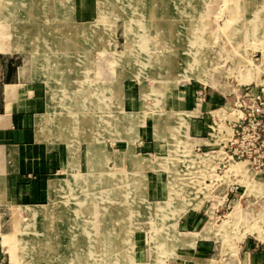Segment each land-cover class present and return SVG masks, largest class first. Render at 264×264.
<instances>
[{"label": "rangeland", "instance_id": "rangeland-1", "mask_svg": "<svg viewBox=\"0 0 264 264\" xmlns=\"http://www.w3.org/2000/svg\"><path fill=\"white\" fill-rule=\"evenodd\" d=\"M0 53L33 60L80 163L92 141L48 195L0 201V264H264V177L213 131L264 83V0H0ZM188 89L194 110L211 92L227 108L201 135Z\"/></svg>", "mask_w": 264, "mask_h": 264}, {"label": "crops", "instance_id": "crops-1", "mask_svg": "<svg viewBox=\"0 0 264 264\" xmlns=\"http://www.w3.org/2000/svg\"><path fill=\"white\" fill-rule=\"evenodd\" d=\"M36 73L33 60L30 59L28 65L19 55L0 53V159L4 172L0 179V201L12 199L27 202L39 199L41 186L45 185L48 195L49 181L56 179L49 176H55L59 171L67 175L68 172L76 174L78 167L88 168V143L92 141H85L86 159L80 163L77 147L74 149L67 144L73 134L71 138L66 137V134L62 133L63 130L55 127L49 120L45 82L39 79ZM178 98L176 103L180 104V110L183 111L186 107L191 113V133L194 135L204 133L205 123L209 121V116L204 112L207 113L208 109L214 107L217 108L215 112L227 111L222 97L215 92L207 95L199 110L193 108L194 97L193 93H189V89L188 96L183 97V102ZM126 101L130 103V98ZM223 119L225 118L219 120L215 117L214 123H222ZM9 147L15 148V158L6 156L5 152ZM111 155L109 149L104 147L100 157L106 161ZM66 161L73 165L69 171ZM43 175L46 177L41 180ZM41 181L43 185L40 184ZM256 251L260 261L264 250L259 247Z\"/></svg>", "mask_w": 264, "mask_h": 264}, {"label": "built area", "instance_id": "built-area-1", "mask_svg": "<svg viewBox=\"0 0 264 264\" xmlns=\"http://www.w3.org/2000/svg\"><path fill=\"white\" fill-rule=\"evenodd\" d=\"M228 112L230 118L222 123L230 132L217 124L213 127L219 136H226V142L221 141L225 153L221 159L228 163L245 160L254 173L264 177V83L237 87Z\"/></svg>", "mask_w": 264, "mask_h": 264}, {"label": "bare ground", "instance_id": "bare-ground-1", "mask_svg": "<svg viewBox=\"0 0 264 264\" xmlns=\"http://www.w3.org/2000/svg\"><path fill=\"white\" fill-rule=\"evenodd\" d=\"M216 115H218V114H216ZM221 116H223V114H221ZM224 117V116H223ZM229 130V129H228ZM230 131H228V133H229ZM226 142V141H225ZM223 147H224V145H223ZM121 155V154H120ZM135 171V170H134ZM231 171L233 172V173H238V174H240V175H242V176H245V177H248L249 178V175L251 174V171H250V168L245 164V162H241V164H233L232 166H231ZM138 173H140V172H138ZM128 174V173H127ZM254 175V174H253ZM260 177V176H259ZM251 178H253V177H251ZM245 179V178H244ZM250 179V178H249ZM62 179H58V180H54L53 181V184H59V182L61 181ZM66 180V179H65ZM129 180V179H128ZM135 180V179H134ZM246 180V179H245ZM252 180V179H251ZM50 182V181H49ZM128 182V181H127ZM140 183V182H139ZM137 184V183H136ZM55 185V186H56ZM54 187V186H53ZM57 187V186H56ZM142 194V193H141ZM141 194H139V192H136V197L137 196H139V195H141ZM133 197V196H132ZM134 202V201H133ZM138 203V202H137ZM81 204V203H80ZM84 204V203H83ZM134 204V203H133ZM66 206V205H65ZM39 208V207H38ZM63 208V207H62ZM88 208V207H87ZM35 209V208H34ZM84 209H86V208H84ZM36 210V209H35ZM39 210V209H38ZM37 216H38V214H37ZM88 218V217H87ZM81 219V218H80ZM78 225V224H77ZM76 226V225H75ZM91 229V228H90ZM93 234V233H92ZM185 239V238H184ZM188 240V239H187ZM190 243V242H189ZM188 244V243H187Z\"/></svg>", "mask_w": 264, "mask_h": 264}]
</instances>
